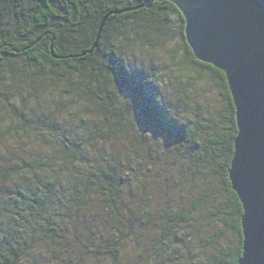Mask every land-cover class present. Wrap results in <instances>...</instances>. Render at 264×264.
Returning a JSON list of instances; mask_svg holds the SVG:
<instances>
[{
  "label": "trees",
  "instance_id": "1",
  "mask_svg": "<svg viewBox=\"0 0 264 264\" xmlns=\"http://www.w3.org/2000/svg\"><path fill=\"white\" fill-rule=\"evenodd\" d=\"M151 2L0 0V125L10 111L15 114L14 107L22 109L9 117L8 131H0V211L5 217V225L0 223V264H17L20 231L24 241L40 232L59 248L70 238L80 252L74 253L72 264H195L186 226L201 203L218 196L227 207L215 214L223 227L220 236L233 233L236 242L213 253L208 264H238L243 211L229 181L237 126L225 74L195 58L185 39L184 18L174 4L153 1L147 7ZM163 48L166 67L178 73L182 84L215 81L224 113L215 110L204 124L173 118L170 105L160 100V72L153 60L152 72L135 67L137 55L146 58ZM14 62L26 66L4 71L5 64ZM107 81L124 92L121 105L109 97ZM58 90L74 102H84L88 115L91 105L105 117L114 115L122 133L127 132L126 113L131 111L141 115L144 128L177 146L200 148L204 161L197 167L218 177V191L204 194L160 227H143V213L133 199L136 192L125 200L119 154L101 164L91 154L89 122L81 132H73L71 124L42 117L44 95L51 97ZM7 137L37 146L34 151L28 146L8 149ZM103 214L107 224L100 219Z\"/></svg>",
  "mask_w": 264,
  "mask_h": 264
},
{
  "label": "rangeland",
  "instance_id": "2",
  "mask_svg": "<svg viewBox=\"0 0 264 264\" xmlns=\"http://www.w3.org/2000/svg\"><path fill=\"white\" fill-rule=\"evenodd\" d=\"M179 55L182 56V52ZM150 59L160 72L158 79L156 78L161 95L160 100L165 105L166 103L170 105L171 115L178 122L191 119L199 120L201 124H204L211 120L215 110L224 113V103L218 95L214 80L210 82L200 80L189 86L182 84L178 73L169 71L166 67L168 60L165 48L157 49L146 58H139L137 55L138 61L135 67L138 68V72H152ZM25 66L21 62H14L11 66L5 64L4 71H8L9 67L18 71ZM105 85L109 90V97L114 99L115 103L117 102V106L121 105L125 100L124 92L108 81ZM43 99L46 102L45 107L51 106L52 109L45 108L42 117L49 116L55 123L62 121L67 126L71 124L73 132H81L87 125L86 122L91 124V146H93L91 154L98 159L99 163L103 164L105 158L113 162L112 156L119 154L116 160L124 175L123 182L126 184L124 191L127 192L124 193L125 200L127 201L131 194L136 192L133 199L135 206L139 207L143 213V227L150 226L151 229L156 225L160 227L164 219L168 217L171 219L177 212L192 208L204 194L218 191V177L210 171L197 167L198 163L204 161L200 148L188 150L184 145L177 146L172 139L144 128L139 113L131 111L126 113L128 123L124 124L127 129L125 134L119 131L118 118L114 115L110 113L108 117H105L94 105H91V115H88L85 113L84 102L72 101L71 97L61 90L51 97L44 95ZM49 99L52 101L50 102ZM58 107L59 110H57ZM31 108L37 113L34 104H31ZM14 110L15 114H11L10 111L9 117L16 116L22 111L18 105L14 107ZM24 116L27 117V111ZM9 117L6 122L1 123L0 131H8ZM29 142L7 137L5 143L8 149L28 146L34 151L37 145ZM192 165H194L193 168ZM223 201L222 197L218 196L216 200L209 199L201 203L200 207L195 209L191 222L186 226L190 238V251L195 264H208L213 253L235 246L236 236L233 233L225 232L220 236L223 227L215 214L226 211L227 207ZM105 214L100 219L106 223L107 215ZM4 219L0 211L2 225H5ZM20 237L22 245L17 264H72L74 253H80L77 246L74 249L70 238L67 239L66 245L59 248L56 243L48 240L40 232L35 234L34 239L29 237L24 241L22 240L24 234L20 231ZM73 249L75 252H72Z\"/></svg>",
  "mask_w": 264,
  "mask_h": 264
},
{
  "label": "water",
  "instance_id": "3",
  "mask_svg": "<svg viewBox=\"0 0 264 264\" xmlns=\"http://www.w3.org/2000/svg\"><path fill=\"white\" fill-rule=\"evenodd\" d=\"M153 1L177 7L195 58L225 74L237 126L229 181L243 211L238 264H264V2Z\"/></svg>",
  "mask_w": 264,
  "mask_h": 264
}]
</instances>
